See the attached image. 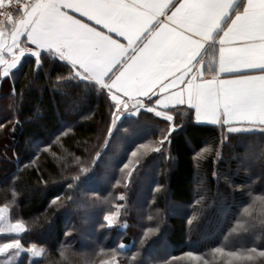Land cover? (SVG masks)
<instances>
[{
	"label": "trees",
	"instance_id": "1",
	"mask_svg": "<svg viewBox=\"0 0 264 264\" xmlns=\"http://www.w3.org/2000/svg\"><path fill=\"white\" fill-rule=\"evenodd\" d=\"M35 67L30 58L14 75V95L9 80L0 91V207L26 227L21 235L0 236V243L16 237L24 248L45 250L33 262L24 253L17 264L264 260L257 253L249 261L244 251H264V133L199 125L190 109L177 107L169 114L178 130L161 146L169 122L154 112L142 108L113 124L109 94L69 81L61 61ZM80 168L86 172L68 188ZM117 206L120 218L108 227L104 216ZM170 206L181 212L170 213ZM251 223L257 227L244 231Z\"/></svg>",
	"mask_w": 264,
	"mask_h": 264
},
{
	"label": "snow or ice",
	"instance_id": "2",
	"mask_svg": "<svg viewBox=\"0 0 264 264\" xmlns=\"http://www.w3.org/2000/svg\"><path fill=\"white\" fill-rule=\"evenodd\" d=\"M15 2L17 6L12 9L13 0H0V16L6 17L4 23L12 21L10 34L0 29V65H6L3 78L14 75L11 70L20 64L25 52L35 59L34 72L43 70L46 60L61 61L69 66V81L83 82L93 91L110 94L108 98L114 102L115 109L113 124L121 113V105L123 114L135 115L143 108L168 121L169 127L162 132L159 142L161 146L171 143V134L178 130L172 125L173 116L169 114L176 110V105H187L193 110L196 123L229 125V133H264V74L241 71L258 69L264 73V0ZM13 12L18 20L13 21ZM77 12L80 18L76 17ZM84 17L95 21V26L85 22ZM21 42L25 47L19 46ZM29 43L33 47H27ZM16 49L19 55L13 56L11 61L5 60V55ZM209 49L218 56L204 71L223 73L231 78L204 79L199 70L192 71L204 65L201 52ZM121 94L128 99L145 97L148 104L136 100L130 111ZM162 102L168 111L156 110L155 106ZM233 123L246 126L234 128L231 127ZM161 150V147L154 149L157 153ZM131 155L135 156L136 152ZM85 172L86 169L80 168L68 188H73ZM59 199L56 197L52 203L56 204ZM3 211L0 209V219H3ZM114 215L104 216L108 227L112 226ZM256 227L251 223L244 231ZM260 227L264 230V219ZM25 231L20 221L9 226V232L17 236ZM152 231L154 229H148ZM20 248L21 240L12 237L0 244V254ZM25 251L37 257L45 253L44 249H37L36 244ZM244 251L249 261H253L257 253L264 257V251H258L257 247ZM260 264H264V260Z\"/></svg>",
	"mask_w": 264,
	"mask_h": 264
},
{
	"label": "crops",
	"instance_id": "3",
	"mask_svg": "<svg viewBox=\"0 0 264 264\" xmlns=\"http://www.w3.org/2000/svg\"><path fill=\"white\" fill-rule=\"evenodd\" d=\"M75 15H76V17L77 18H80V14L77 12V13H75ZM84 20H85V22H87V23H89L90 25H92V26H95V21H88L87 20V18L86 17H84L83 18ZM15 20H18V17L15 15L14 16V19H13V21H15ZM11 26H12V23L11 24H9V25H7V26H5L4 28H3V30L5 31V33H6V35H8V34H10V30H11ZM106 31V30H105ZM23 37H21L20 38V40L21 41H23ZM11 41L9 40V43H10ZM123 42V41H122ZM21 48H23V47H25V45H24V43H20V45H19ZM27 47H33L30 43L27 45ZM207 47V46H206ZM15 55H19V49H16V50H13V52H11V53H7L6 55H5V60H7V61H11V59H12V57L13 56H15ZM201 55L202 56H204V65H202V66H199V68L197 69V68H193V72H195V71H197V70H199L200 72H201V74L203 75V78L204 79H226V78H231V77H227L225 74H223V73H219V72H217V73H215V74H213L212 72H205L204 71V68L208 65V64H210V63H212L214 60H216L217 59V56H218V53H216L214 50H212V49H209L206 53L205 52H201ZM34 59V57H32L31 56V54H29L28 52H25V54L23 55V56H21V58H20V64H18L17 65V67L15 68V69H12L11 70V73H14V75L15 74H18V72L21 70V68L23 67V65H24V63H25V61H27L28 59ZM199 58V57H198ZM35 60V59H34ZM6 67V65H0V91H1V88H2V85H3V82L5 81V80H9V82L11 83V91H12V93H13V95L16 93V91H15V84H14V75H12V74H10L9 75V77L7 78V79H5V78H3L2 77V72H3V70H4V68ZM241 71H245V72H249L250 74H252V75H262V74H264V73H261L258 69H252V70H249V69H241ZM197 82H199V79H198V81ZM110 95V94H109ZM121 99L122 100H124V101H126L127 102V104H128V106L129 107H131L130 106V102L132 101V100H143L144 102H145V105L147 106V104H148V101H147V98H145V97H139V96H137V97H135V98H133V99H128L127 97H124L122 94H121ZM171 103H174V102H171ZM171 103H170V107H171ZM156 107V110H158V111H168V109H164L163 108V102L161 103V104H159V105H156L155 106ZM177 107H185V108H188L187 107V105H176V108ZM132 108V107H131ZM121 109L123 110V105H121ZM188 109H190V108H188ZM130 110V109H129ZM191 110V109H190ZM130 111H132V110H130ZM192 112H193V110H191ZM193 114H194V112H193ZM130 115V114H129ZM194 121H195V119H194ZM196 123V122H195ZM197 124H199V125H212V126H215V125H220V124H213V123H211V122H207V121H205V122H202V123H197ZM223 126H225L226 128L229 126V125H223ZM246 125H241V124H238V123H233L232 125H231V127H234V128H241V127H245ZM235 133H238V132H235ZM14 222H17V221H14ZM21 222V221H20ZM23 223V222H22ZM8 236H12V235H8ZM27 249V248H26ZM37 249H42V248H39V247H37ZM27 254H28V257H29V262H31V259H30V257L32 256V254H30L29 252H26ZM41 257V256H40ZM40 257H36L35 256V260H38ZM8 257H5V259L4 260H6ZM33 262V261H32Z\"/></svg>",
	"mask_w": 264,
	"mask_h": 264
},
{
	"label": "rangeland",
	"instance_id": "4",
	"mask_svg": "<svg viewBox=\"0 0 264 264\" xmlns=\"http://www.w3.org/2000/svg\"><path fill=\"white\" fill-rule=\"evenodd\" d=\"M123 115V110L121 109V113H118L117 114V118H120L121 116ZM123 197L120 196V199H122ZM141 200H139V203H141ZM120 208L121 206H117V209L115 210V215L113 216L112 218V225H114L120 218ZM0 209H4L2 215H3V219H0V236H8V235H17L16 233H13V232H9V226L10 225H14L16 222L12 221L10 219V216H9V209L6 208V207H0ZM224 210L226 209H221L219 210V213L218 215L222 216V212H224ZM169 212L170 213H176V214H179L181 212V208L178 207V206H170L169 207ZM223 220H224V216L222 217V219L220 221H217L215 223V226H216V230H215V234L217 235L218 233V230L220 228V226L222 225L223 223ZM24 225V228L26 230V227H25V224L23 223ZM24 232L22 233H19V235L23 234ZM5 243V242H3ZM2 244V243H0ZM84 245V243L82 242V246ZM41 248V247H39ZM26 248H24V246L21 244V248L19 250H16V249H9L8 250V253L7 254H0V264H17L18 261H20V258L21 256L26 253L27 251H25ZM19 252V254L17 255L16 253ZM5 257H8L6 260ZM37 257V256H36ZM40 257V256H39ZM38 258V257H37ZM31 259V262L32 261H35V256H31L30 257ZM103 264H119L117 261H115L114 259L112 260H109V261H106L105 263Z\"/></svg>",
	"mask_w": 264,
	"mask_h": 264
},
{
	"label": "built area",
	"instance_id": "5",
	"mask_svg": "<svg viewBox=\"0 0 264 264\" xmlns=\"http://www.w3.org/2000/svg\"><path fill=\"white\" fill-rule=\"evenodd\" d=\"M16 2H15V0H13V4H12V9H15L16 8ZM21 8H23V3H21ZM9 11H11V9L9 10ZM15 16V13L13 12L12 13V17H14ZM6 20V17H4V16H0V29H3V27L6 25V24H8V23H10L11 21H9L8 23H4V21Z\"/></svg>",
	"mask_w": 264,
	"mask_h": 264
},
{
	"label": "water",
	"instance_id": "6",
	"mask_svg": "<svg viewBox=\"0 0 264 264\" xmlns=\"http://www.w3.org/2000/svg\"><path fill=\"white\" fill-rule=\"evenodd\" d=\"M135 101H136V100H132V101L130 102V106H131L132 108H133V105H134Z\"/></svg>",
	"mask_w": 264,
	"mask_h": 264
}]
</instances>
